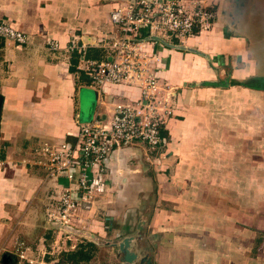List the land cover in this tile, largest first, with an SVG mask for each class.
Here are the masks:
<instances>
[{
  "label": "crops",
  "instance_id": "obj_1",
  "mask_svg": "<svg viewBox=\"0 0 264 264\" xmlns=\"http://www.w3.org/2000/svg\"><path fill=\"white\" fill-rule=\"evenodd\" d=\"M127 2L0 0V21L28 36L25 45L0 38V264L4 254L54 264L57 251L87 246L116 256L130 237L132 264H264V0H216L212 29L180 49L147 45L161 88L177 90L169 144L111 154L104 191L77 213L81 234L58 235L50 215L68 182L48 177L42 149L74 145L97 112L141 98L130 84L98 92L64 48L78 38L90 59H108L111 12Z\"/></svg>",
  "mask_w": 264,
  "mask_h": 264
},
{
  "label": "built area",
  "instance_id": "obj_2",
  "mask_svg": "<svg viewBox=\"0 0 264 264\" xmlns=\"http://www.w3.org/2000/svg\"><path fill=\"white\" fill-rule=\"evenodd\" d=\"M215 1L128 0L111 12L113 31L102 40L108 59L88 58L92 45L80 43L78 38L64 48L72 58L77 56L76 73H84L98 92L106 84H130L140 87L141 98L116 103L107 116L97 112L91 121L80 125L74 145L42 149L48 177L68 182L59 194L57 210L50 215L53 222L76 228L78 211L89 210L96 193L104 191L107 160L115 151L136 145L151 152L167 147L165 132L175 116L177 90L169 85L161 88L159 67L155 66L158 58L147 54L146 48L156 43L166 47L162 41L175 44L173 40L182 41L212 29L218 17ZM0 38L17 45L28 42L25 32L4 20L0 21ZM48 47L53 52L61 50L55 41ZM56 262L59 264L60 259Z\"/></svg>",
  "mask_w": 264,
  "mask_h": 264
},
{
  "label": "water",
  "instance_id": "obj_3",
  "mask_svg": "<svg viewBox=\"0 0 264 264\" xmlns=\"http://www.w3.org/2000/svg\"><path fill=\"white\" fill-rule=\"evenodd\" d=\"M155 40H158V38H155ZM167 47L169 48H174V49H180V45L178 44H170L165 41H162ZM1 106H2V98L0 96V111H1ZM108 221V226L110 225L109 223V218L107 219ZM55 228L63 231L64 233L72 234V235H80L81 232L71 226H66L58 222H54ZM89 239V238H88ZM134 238H126L122 242L115 244V247H118V254H122L121 257V264H132L138 257V255L131 251L130 246ZM13 257L10 254H4L2 257V263L3 264H12Z\"/></svg>",
  "mask_w": 264,
  "mask_h": 264
},
{
  "label": "rangeland",
  "instance_id": "obj_4",
  "mask_svg": "<svg viewBox=\"0 0 264 264\" xmlns=\"http://www.w3.org/2000/svg\"><path fill=\"white\" fill-rule=\"evenodd\" d=\"M178 41L179 40H173V43L179 44ZM60 233L61 232L58 230V235H60ZM263 234H264V232H263ZM60 239H58V240L60 241ZM74 243H75L74 241H70V246H71V244H74ZM84 250L86 251V254L88 256H90V260L89 261L82 262L80 264H115L117 262L116 260L117 259H120L119 254L116 253V256H115V253H112L111 251H107V250H100V251H98L95 248L93 249L91 246H87L86 249L84 248ZM59 252H61V251H57V253L55 254V256L59 257L60 256L59 255ZM52 258H54V256L52 257V255H50V256L49 255H45L44 257H43V255H41V258L40 259L41 260L42 259L43 260L45 259V261L49 262L50 259H52ZM63 259L67 261L66 258H63ZM63 259H61V262L59 264H64ZM14 263L15 264H19L18 259H16L15 262H13V264ZM36 264H41V262L39 261ZM51 264H53V263H51ZM54 264H58V263L56 262Z\"/></svg>",
  "mask_w": 264,
  "mask_h": 264
},
{
  "label": "trees",
  "instance_id": "obj_5",
  "mask_svg": "<svg viewBox=\"0 0 264 264\" xmlns=\"http://www.w3.org/2000/svg\"><path fill=\"white\" fill-rule=\"evenodd\" d=\"M199 34V33H198ZM87 57L90 58V53H87ZM78 63V59L77 56L72 58V64H73V71L76 72V64ZM165 136L167 137V139L169 140V134L168 132H165ZM63 258H66V260H64ZM60 262L61 259H63L64 264L70 263V264H80L82 262L85 261H89L90 260V256H88L86 254V251L84 250V248L78 249L77 251H71L69 253H61L59 256ZM59 262V263H60Z\"/></svg>",
  "mask_w": 264,
  "mask_h": 264
}]
</instances>
